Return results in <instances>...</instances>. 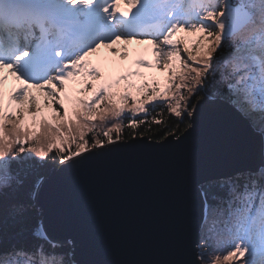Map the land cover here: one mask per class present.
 Instances as JSON below:
<instances>
[{"label": "snow or ice", "instance_id": "6c2138e0", "mask_svg": "<svg viewBox=\"0 0 264 264\" xmlns=\"http://www.w3.org/2000/svg\"><path fill=\"white\" fill-rule=\"evenodd\" d=\"M132 44L150 46L145 51L153 59L138 55L134 65L166 71L162 90L155 80L128 82L142 76L132 71L119 76L116 86L85 83L80 92L90 93L87 98L69 97L76 78L101 80L88 57ZM5 72L18 85L7 98ZM121 81L128 83L117 87ZM209 89L260 135L264 167V0H0V195L14 186L16 169L26 162L43 165L59 152L64 155L55 162L62 167L68 160L79 163L89 148L120 142L125 128L135 141L140 125L165 124V108L176 119L149 138L161 141L159 146L169 136L179 140L180 126L193 122ZM214 183L220 191L210 186L201 192L203 223L210 215L224 216L229 247L208 260L213 250L201 241L187 264H197L196 258L200 264H232L237 257L240 264H264V171L236 172ZM51 247L48 253L4 247L0 264H73Z\"/></svg>", "mask_w": 264, "mask_h": 264}, {"label": "water", "instance_id": "95a60500", "mask_svg": "<svg viewBox=\"0 0 264 264\" xmlns=\"http://www.w3.org/2000/svg\"><path fill=\"white\" fill-rule=\"evenodd\" d=\"M168 140H121L59 163L33 189L35 235L68 245L73 264H187L200 245L201 186L262 167L261 140L212 99Z\"/></svg>", "mask_w": 264, "mask_h": 264}, {"label": "trees", "instance_id": "16d2710c", "mask_svg": "<svg viewBox=\"0 0 264 264\" xmlns=\"http://www.w3.org/2000/svg\"><path fill=\"white\" fill-rule=\"evenodd\" d=\"M214 89L208 90V99L216 100L213 98ZM205 101L203 97L200 98L199 102ZM194 103H196L194 101ZM151 107V105H149ZM160 111V108H156L151 115H156ZM151 119V116L149 117ZM166 123L161 125L156 124H144L138 127L136 138H142L139 133L144 132L145 137L150 141L161 142L159 140H151L149 137L158 133L164 129V127H171V120L176 119L175 117H169L167 109H164L163 116L161 117ZM126 123V122H125ZM189 124L180 126V135L186 131ZM150 129V130H148ZM131 130L125 128L122 130L123 141H129V132ZM115 138V135H113ZM106 144V143H105ZM57 153L50 155L46 160L43 161V165L40 163L33 164L31 161L19 166L16 169L17 180L14 186L7 190L4 195H0V251L4 247L16 246L18 248L35 249L41 247L44 253L53 251L51 245L45 239L35 235V230L39 222L38 211L36 206L32 202V192L36 185V182L40 179H44L51 174V171L58 166ZM36 158L33 157V160ZM255 171H264V168H258ZM213 182H210L204 186H201V190L207 189L210 186L215 187L217 191H220L219 187ZM211 202V201H210ZM214 203V202H213ZM227 207V206H225ZM224 216H213L210 215L207 219V223L201 229V241L204 244L210 245L212 250L216 249L217 252H223L229 247L227 240V231L224 223ZM205 225H207L205 227ZM224 225V226H223ZM56 245V244H54ZM217 246V248H216ZM55 251L65 254L64 259L70 260L69 253L70 248L68 245H56ZM21 260H26L27 257H17ZM45 256H37L36 259H44Z\"/></svg>", "mask_w": 264, "mask_h": 264}, {"label": "rangeland", "instance_id": "374dc122", "mask_svg": "<svg viewBox=\"0 0 264 264\" xmlns=\"http://www.w3.org/2000/svg\"><path fill=\"white\" fill-rule=\"evenodd\" d=\"M118 9H123V5H117ZM179 36L184 37L189 41H194L196 39V35H187L185 33H180ZM117 48L121 49V52H117L113 54V52L107 48H101L98 52L94 53L92 56L88 57V61L95 67H98L101 72V80L100 81H91L86 76H81L76 78L73 82L69 84L68 95L71 99L76 98H87L90 93H81L80 89L83 88L85 83L99 85L101 83H113L115 85V81L118 79L119 76L125 75L132 71H140L142 76L141 77H131L128 82L140 85L145 82L147 79L148 83H152L155 80L157 86L162 90L165 87L166 80H167V73L158 71L155 66L151 70L147 69H136L134 65V60L138 55H142L146 60L151 61L153 57L151 56V52L145 51V49H149L150 46L147 45H140V44H132V45H117ZM127 49V55L122 58L123 50ZM105 54L109 55L111 62L108 66L103 68L104 61L99 60V57L105 56ZM148 58V59H147ZM6 77L5 83L2 86V91L4 92L5 98L13 92V90L18 86L14 77L8 76L7 72L4 73ZM128 82L121 81L120 85L117 87H124V85ZM99 123V122H97ZM112 135H115L113 133ZM107 144V142H106ZM91 149V148H89ZM73 150L75 147L73 146ZM65 151H67V146ZM58 155H64L62 153L56 152ZM25 156H32L34 158L35 154L33 153H25ZM263 168V167H259ZM257 170V169H256ZM205 223H203L202 227ZM207 225H205L206 227ZM224 226V225H223ZM202 229V228H201ZM49 242V241H48ZM207 245V244H206ZM217 248V246H216ZM217 254L216 249H213V254L207 257L208 260L214 259V255ZM242 258H234L232 264H240V260Z\"/></svg>", "mask_w": 264, "mask_h": 264}, {"label": "bare ground", "instance_id": "6f19581e", "mask_svg": "<svg viewBox=\"0 0 264 264\" xmlns=\"http://www.w3.org/2000/svg\"><path fill=\"white\" fill-rule=\"evenodd\" d=\"M99 60L104 61V65H102L103 68H105L106 66H108L110 64V62H111V59H110L109 55H107V54H105V56L103 55V56L99 57Z\"/></svg>", "mask_w": 264, "mask_h": 264}]
</instances>
